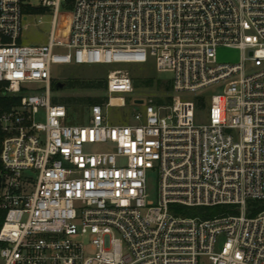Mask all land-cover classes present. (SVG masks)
<instances>
[{
  "label": "built area",
  "instance_id": "obj_1",
  "mask_svg": "<svg viewBox=\"0 0 264 264\" xmlns=\"http://www.w3.org/2000/svg\"><path fill=\"white\" fill-rule=\"evenodd\" d=\"M37 3L0 0V264H264V0ZM63 3L65 44L54 40ZM44 8L49 43L23 44L25 11ZM222 47L241 62L220 64ZM150 62L172 90L162 104L136 98L131 124L103 115L134 92L124 69L109 73L108 102L86 125H68L53 101L55 65Z\"/></svg>",
  "mask_w": 264,
  "mask_h": 264
},
{
  "label": "rangeland",
  "instance_id": "obj_2",
  "mask_svg": "<svg viewBox=\"0 0 264 264\" xmlns=\"http://www.w3.org/2000/svg\"><path fill=\"white\" fill-rule=\"evenodd\" d=\"M34 6H38L37 0H32ZM22 22V33L20 42L26 45H43L48 44L53 30L54 9L44 8L41 11H25ZM73 9L71 4L63 3L58 10L56 25L54 31V40L58 43H68L71 40V21ZM57 51L64 53L67 49L64 46L58 47ZM218 62L220 64H236L242 59V52L234 48L222 47L218 49ZM124 69L133 78L134 92L132 94H121L126 99L125 107L103 106V115L110 124H131L133 123L134 113L143 110L142 104H134L136 98H148L154 101L157 98H163L167 94L158 89V83L171 82L172 74L169 72H158L153 62L146 65L128 64L120 66H77L55 65L52 69L53 74V101L54 103L64 104L68 109V125H86L91 117V106L73 104L72 98H100L106 99L102 104L106 105L108 98L104 89H82L79 83L83 81H107L109 73L115 69ZM248 71L252 69V63L247 64ZM58 84H62L57 88ZM172 84V83H171ZM221 93V88L215 87L212 94ZM181 96L188 94H180ZM10 97V96H8ZM12 98V97H11ZM9 98L8 100H11ZM3 101L1 100L0 103ZM208 109L198 110L196 122L203 124L208 121ZM43 121V118H39ZM159 174L157 170H152L148 175V192L150 194V204L153 205L159 198ZM201 264H209L207 260L202 259Z\"/></svg>",
  "mask_w": 264,
  "mask_h": 264
},
{
  "label": "trees",
  "instance_id": "obj_3",
  "mask_svg": "<svg viewBox=\"0 0 264 264\" xmlns=\"http://www.w3.org/2000/svg\"><path fill=\"white\" fill-rule=\"evenodd\" d=\"M78 85L82 89H104L105 90V88L107 86V81L106 82H104V81H99V82L83 81V82L79 83ZM157 86H158L159 90H163L166 93L168 92L167 94H169L172 90L171 82H161V83H158ZM167 100L169 101L170 97H168ZM71 101L73 104L83 105V106L87 107V106H92L94 104H102L104 101H106V99L104 100V99H100V98H91V97L90 98H72ZM156 102L158 104H162L164 102V99L157 98ZM254 205H258V204H254ZM215 210L216 209H213V210L211 209L208 212L213 213V212H215ZM3 220H4V214L0 211V227L3 223Z\"/></svg>",
  "mask_w": 264,
  "mask_h": 264
},
{
  "label": "water",
  "instance_id": "obj_4",
  "mask_svg": "<svg viewBox=\"0 0 264 264\" xmlns=\"http://www.w3.org/2000/svg\"><path fill=\"white\" fill-rule=\"evenodd\" d=\"M252 54V53H251ZM62 86V84H58L57 85V88H59V87H61ZM137 103H139V104H142L143 103V100H138V101H136Z\"/></svg>",
  "mask_w": 264,
  "mask_h": 264
},
{
  "label": "bare ground",
  "instance_id": "obj_5",
  "mask_svg": "<svg viewBox=\"0 0 264 264\" xmlns=\"http://www.w3.org/2000/svg\"><path fill=\"white\" fill-rule=\"evenodd\" d=\"M113 102H118V100H114Z\"/></svg>",
  "mask_w": 264,
  "mask_h": 264
}]
</instances>
